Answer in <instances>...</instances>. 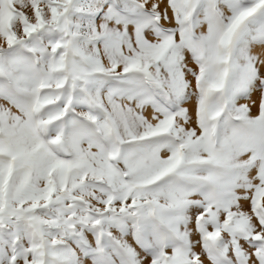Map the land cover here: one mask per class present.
Wrapping results in <instances>:
<instances>
[{
  "label": "snow or ice",
  "instance_id": "snow-or-ice-1",
  "mask_svg": "<svg viewBox=\"0 0 264 264\" xmlns=\"http://www.w3.org/2000/svg\"><path fill=\"white\" fill-rule=\"evenodd\" d=\"M0 264H264V0H0Z\"/></svg>",
  "mask_w": 264,
  "mask_h": 264
},
{
  "label": "rangeland",
  "instance_id": "rangeland-1",
  "mask_svg": "<svg viewBox=\"0 0 264 264\" xmlns=\"http://www.w3.org/2000/svg\"><path fill=\"white\" fill-rule=\"evenodd\" d=\"M252 51H253V49H252ZM253 53H256V52L253 51ZM253 99H256V94L253 95ZM252 111H253V113H255V111H256L255 107H253Z\"/></svg>",
  "mask_w": 264,
  "mask_h": 264
},
{
  "label": "bare ground",
  "instance_id": "bare-ground-1",
  "mask_svg": "<svg viewBox=\"0 0 264 264\" xmlns=\"http://www.w3.org/2000/svg\"><path fill=\"white\" fill-rule=\"evenodd\" d=\"M259 50H260L259 47H254L253 48V51L256 52V53L259 52Z\"/></svg>",
  "mask_w": 264,
  "mask_h": 264
}]
</instances>
